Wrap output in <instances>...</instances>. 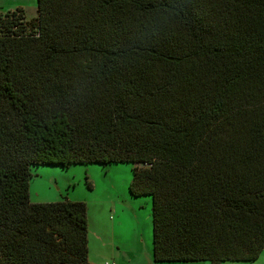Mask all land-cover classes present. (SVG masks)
Listing matches in <instances>:
<instances>
[{"label": "trees", "instance_id": "trees-1", "mask_svg": "<svg viewBox=\"0 0 264 264\" xmlns=\"http://www.w3.org/2000/svg\"><path fill=\"white\" fill-rule=\"evenodd\" d=\"M91 162H133L156 260L257 259L264 0L0 11V264H91L88 203L30 197L37 164Z\"/></svg>", "mask_w": 264, "mask_h": 264}, {"label": "rangeland", "instance_id": "rangeland-1", "mask_svg": "<svg viewBox=\"0 0 264 264\" xmlns=\"http://www.w3.org/2000/svg\"><path fill=\"white\" fill-rule=\"evenodd\" d=\"M23 6L28 18L38 15V0H0V11ZM133 162H111V163H74L68 166L61 164H37L30 184V197L32 201H55L66 197L76 200H85L88 203V217L90 212V250L91 255L97 263L104 264L113 261L114 257L109 254V243L124 242L128 248L134 239L140 245L135 253V263L150 264V258L154 264H212L208 259L191 261H156L153 257L154 223L152 216V199L150 195L132 197L130 182L133 176ZM91 185V186H90ZM133 202L139 207L140 219L127 213L119 221L125 226L116 228L115 235L110 237L106 227L101 226L105 212L108 211L120 216L121 205ZM113 210H111V209ZM116 215V219L119 217ZM139 224L138 234L134 232L132 224ZM103 225V224H102ZM140 228V229H139ZM102 233H101V232ZM141 232L143 234H141ZM132 241V242H131ZM113 246V245H112ZM137 249V248H135ZM116 250L124 258L129 257L130 251ZM152 262V263H153ZM221 264H264V250L255 260H225Z\"/></svg>", "mask_w": 264, "mask_h": 264}, {"label": "crops", "instance_id": "crops-1", "mask_svg": "<svg viewBox=\"0 0 264 264\" xmlns=\"http://www.w3.org/2000/svg\"><path fill=\"white\" fill-rule=\"evenodd\" d=\"M132 195V194H131ZM141 196V195H140ZM132 197L134 198V197H137V196H134V195H132ZM135 203H133V202H130V203H127L126 204V208L124 209L123 208V205L124 204H122L121 205V211L119 212L120 213V216H119V214H118V212L117 211H115L116 213V215L117 216H119L117 219H116V215H112L113 213H110V215H109V212L108 211H106L105 212V215H104V217H103V219H101L102 221H101V226L102 227H106L107 229H108V231H109V234H110V237H112V236H114L115 235V230H116V228H119V227H123V226H125V223H124V225H123V223L122 222H120L119 220L120 219H122L123 217H126V215H127V213H130V214H132V215H134V216H138V218L140 219V215H139V212H140V209H139V207H137V206H135L134 205ZM111 209V208H110ZM111 210H113V209H111ZM151 210H152V206H151ZM91 220V217H90V212H89V221ZM135 223V222H134ZM103 224V225H102ZM89 226H90V223H89ZM132 227L134 228V232L136 231L137 233H138V227H139V224L138 223H135V224H132ZM140 229V228H139ZM90 232V231H89ZM101 232V231H100ZM102 233V232H101ZM139 234V233H138ZM141 234H143L142 232H141ZM140 235V234H139ZM114 243H109V254H110V256H113L114 258V260L113 261H116L117 262V264H137V263H135V253L138 251V247H139V245H140V243H139V241L138 240H136V239H134L133 240V242L131 243V244H129V246H128V248L125 246V244H124V242H120V241H118V243L115 241V238L113 239H111ZM113 245V246H112ZM154 247V246H153ZM135 249V248H137V249H135V250H133V251H130L129 252V254H133V255H129V257H127V258H124V255H122V253L124 252V251H127V250H129V249ZM116 250L118 251V250H122L123 252L120 254L119 253V255H118V258H117V254L116 253H113V252H116ZM153 257H154V252H153ZM155 259V258H154ZM156 260V259H155ZM89 261H90V263L91 264H102V263H97V261H95L94 259H93V257H92V255H91V250H90V238H89ZM156 261H179V260H156ZM191 261V260H190ZM108 261H106L104 264H106ZM153 259L152 258H150V260H149V263L150 264H154L155 262H153Z\"/></svg>", "mask_w": 264, "mask_h": 264}, {"label": "built area", "instance_id": "built-area-1", "mask_svg": "<svg viewBox=\"0 0 264 264\" xmlns=\"http://www.w3.org/2000/svg\"><path fill=\"white\" fill-rule=\"evenodd\" d=\"M106 264H117V262L116 261H111V262H107Z\"/></svg>", "mask_w": 264, "mask_h": 264}]
</instances>
